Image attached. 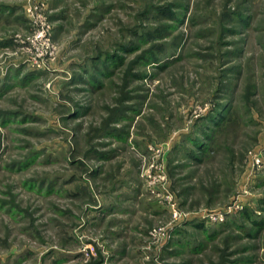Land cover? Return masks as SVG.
Segmentation results:
<instances>
[{"label": "rangeland", "instance_id": "obj_1", "mask_svg": "<svg viewBox=\"0 0 264 264\" xmlns=\"http://www.w3.org/2000/svg\"><path fill=\"white\" fill-rule=\"evenodd\" d=\"M0 264H264V0H0Z\"/></svg>", "mask_w": 264, "mask_h": 264}, {"label": "built area", "instance_id": "obj_2", "mask_svg": "<svg viewBox=\"0 0 264 264\" xmlns=\"http://www.w3.org/2000/svg\"><path fill=\"white\" fill-rule=\"evenodd\" d=\"M31 24L34 26V32L24 46L26 60L31 63H40L52 54L49 25L45 24L41 15H33V13Z\"/></svg>", "mask_w": 264, "mask_h": 264}]
</instances>
